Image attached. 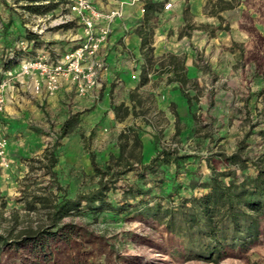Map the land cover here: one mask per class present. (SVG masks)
Wrapping results in <instances>:
<instances>
[{
    "label": "rangeland",
    "instance_id": "obj_1",
    "mask_svg": "<svg viewBox=\"0 0 264 264\" xmlns=\"http://www.w3.org/2000/svg\"><path fill=\"white\" fill-rule=\"evenodd\" d=\"M230 2L235 9L224 12L225 17L257 10L262 18L257 23L235 19L232 26L229 20L224 23L218 18L213 29L199 32H192L190 22L182 26L186 29L184 42L197 49L198 63L207 69L198 82L186 88L193 96L191 121H179L175 108L164 107L162 99L145 96L136 101V114L124 122L137 129L141 138L147 137L154 149L176 148L197 157L193 168L201 178L209 174L208 159L217 170L224 167L217 154L238 152L246 163L243 170L232 166L238 175L254 174L255 165L264 166V0H210L208 7L214 11ZM13 3L0 0V25L2 13L16 14L29 33L44 36L51 47L65 45L67 35L76 32L72 29L75 24L60 23L66 14L64 7L33 15ZM208 45L214 50L222 48L224 65L219 73L215 72L218 69L215 74L208 70L212 62L211 56L204 54ZM1 72L2 51L0 76ZM59 92L50 100H38V115H0V129L9 141L7 164L0 165V235L9 244L2 248L0 264H264V229L249 249L212 263L172 257L162 227L133 211L93 213L81 204L68 216L51 219L54 203L98 186L90 154L104 169L112 156L117 157L118 135L125 130L110 119L109 109L102 111V99H79L73 93ZM128 145L125 154L132 150L131 142ZM142 150L134 153L139 156ZM130 161L135 162L134 157ZM173 171L169 168L167 173ZM165 174L159 170L155 180L150 175L139 180L135 171L126 172L105 198L120 207L123 190L130 186L163 195L170 191L171 183L166 181L160 187L157 180L166 178ZM174 185L172 191L179 196L191 192L182 174Z\"/></svg>",
    "mask_w": 264,
    "mask_h": 264
},
{
    "label": "trees",
    "instance_id": "obj_2",
    "mask_svg": "<svg viewBox=\"0 0 264 264\" xmlns=\"http://www.w3.org/2000/svg\"><path fill=\"white\" fill-rule=\"evenodd\" d=\"M30 1H48L45 4L24 5V9L31 13L48 12L68 3L67 0ZM157 7V2L150 0H145L143 5L144 11L155 10ZM25 38L35 44V36L32 33L28 32ZM143 43L146 44L145 41ZM10 52L11 57L2 58L3 70H7L16 59L29 55V52L21 51L16 46ZM176 79L182 84L185 82L180 71H177ZM184 97L190 106L191 100L186 93ZM112 111L116 118L128 115L126 108L113 107ZM70 122L71 118L65 122L62 130ZM129 136H132V150L125 154L128 143L122 140L128 139ZM119 140L122 142L118 156H112L104 169L97 165L95 156L90 154L91 165L99 178L98 186L85 194L72 199L62 198L54 203L51 207V219L60 220L79 210L81 204L93 213L133 211L140 218L154 221L162 227L166 250L172 257L184 261L219 263L232 252L249 249L260 237L264 229V166L255 165L254 174L238 175L232 166L240 170L246 168L240 154H217L224 167L217 170L208 159L209 174L201 178L193 168V162L198 159L194 155L179 153L176 148L156 147L150 160L142 163L141 156L134 153L141 149L137 132L121 133ZM133 157L135 162L130 161ZM54 162L55 160H52L50 166H53ZM169 168L174 169L173 173H167ZM159 170L166 173V178H158L157 182L162 183L158 185L163 187L166 181L171 183L170 191L163 195L154 196L149 188L130 186L123 190V204L120 207L105 198V193L114 188L119 176L126 172L135 171L139 180H143L147 175L155 180ZM178 174L184 176L186 186L191 191L188 196H179L172 191ZM131 201L134 202L132 205L129 203ZM8 244L7 239L0 235V256L2 248Z\"/></svg>",
    "mask_w": 264,
    "mask_h": 264
},
{
    "label": "crops",
    "instance_id": "obj_3",
    "mask_svg": "<svg viewBox=\"0 0 264 264\" xmlns=\"http://www.w3.org/2000/svg\"><path fill=\"white\" fill-rule=\"evenodd\" d=\"M7 0H3L5 2ZM69 1V0H67ZM96 7L103 11L112 9L120 10L122 16L113 20L110 23V32L106 43L102 47V53L105 54V69L99 74L100 87L94 88L85 96H79L76 93L75 87L70 82H65L59 93L67 95L73 93L79 99L86 98H100L102 99V111L109 109L110 119L116 124H120L125 128L119 133H127L138 130L129 125H124L131 119L133 114H136L138 98L145 96H152L156 99H162L164 107L175 108L177 119L179 121L189 122L193 118V105L190 106L186 102L184 93L188 95L192 101V95L186 88L188 85L194 84L206 74L207 69L202 68L198 63V52L193 46H189L185 39V30L182 29L184 23L190 22L192 32H199L200 30L213 29L218 24L217 19H224L230 21L231 26L235 19L240 21L247 19L250 22L257 23L262 18L261 11H241L238 16L230 18L225 17L224 12L235 9L230 2L224 3V7L210 11V0H150L157 2L158 7L155 10L140 11L145 0H90ZM171 1L173 8L170 11L163 9L164 3ZM12 5H26L31 4L30 0H13ZM48 2V1H42ZM34 4L36 2H33ZM207 5V7H206ZM61 7V6H60ZM35 15V13H32ZM20 16V15H19ZM22 17H17L16 14L2 13V24L0 25V51H2V58L11 57V49L20 41H29L25 35L29 32L26 25L21 24L18 20ZM21 21V20H20ZM236 21V20H235ZM223 26V24H222ZM234 26H237L234 24ZM75 33L67 35L68 43L60 46L49 45L44 40V36L31 33L35 36V44H31L28 49L29 55H33L42 49H47L52 58L61 57L64 53L72 50L79 43L81 36L80 27L75 24ZM70 31V28H68ZM255 29L258 26L255 24ZM254 30V34L257 31ZM146 42L144 44L143 42ZM184 43V44H183ZM24 51V52H25ZM215 52V53H214ZM222 48L214 50L210 46L204 47V54L210 55L212 62L208 70L213 74L215 69H221L224 65V58L222 56ZM19 60L16 59L10 64L7 70L13 72L18 70ZM1 72L0 80L4 77ZM180 71L185 82L182 84L176 79V73ZM25 85L14 83L6 91V106L4 116L21 117L22 115H38L37 107L38 100L41 98L52 99V95H46L42 92L39 95L34 94L33 90L28 86L31 82L28 77ZM139 103V101H138ZM113 107L126 108L128 115L116 118ZM28 112V113H27ZM135 112V113H134ZM1 115V114H0ZM131 130V131H129ZM118 135V142L120 145ZM143 159L149 161L154 155L155 149L151 145L149 139L141 138ZM132 144L130 138L127 139L128 144ZM118 145V154H119ZM129 146V145H128ZM118 156V155H116ZM143 163V162H142Z\"/></svg>",
    "mask_w": 264,
    "mask_h": 264
},
{
    "label": "built area",
    "instance_id": "obj_4",
    "mask_svg": "<svg viewBox=\"0 0 264 264\" xmlns=\"http://www.w3.org/2000/svg\"><path fill=\"white\" fill-rule=\"evenodd\" d=\"M172 8L171 1L164 3L165 11ZM64 9L66 14L62 16L60 23H73L80 27L79 43L58 58H52L47 49H42L19 59L17 71H5L0 80V114L5 112L6 91L14 86V83L25 85L26 77L31 81L28 86L36 95L42 92L49 96L54 95L65 82L72 83L79 96H85L94 88L100 87L99 74L105 69V54L101 49L107 41L110 23L122 14L117 9L103 11L90 0H69ZM140 11L143 13L144 8ZM30 44L29 41L23 40L17 46L21 51H25ZM8 146V138L0 129L1 166L7 164Z\"/></svg>",
    "mask_w": 264,
    "mask_h": 264
},
{
    "label": "bare ground",
    "instance_id": "obj_5",
    "mask_svg": "<svg viewBox=\"0 0 264 264\" xmlns=\"http://www.w3.org/2000/svg\"><path fill=\"white\" fill-rule=\"evenodd\" d=\"M155 259V258H154Z\"/></svg>",
    "mask_w": 264,
    "mask_h": 264
}]
</instances>
